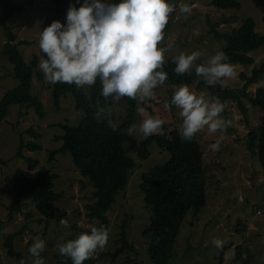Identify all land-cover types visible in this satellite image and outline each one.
Listing matches in <instances>:
<instances>
[{"label":"rangeland","instance_id":"obj_1","mask_svg":"<svg viewBox=\"0 0 264 264\" xmlns=\"http://www.w3.org/2000/svg\"><path fill=\"white\" fill-rule=\"evenodd\" d=\"M14 1L16 3L30 1L20 13L8 19L17 36L15 42L20 40L29 42L18 46L24 59L29 61L34 54H40L37 46L38 33L54 20V6L51 0ZM236 1L240 4L238 9H218L210 0H195L188 4L190 13L181 16L178 9L179 4L183 2L170 0L177 10L169 16L170 30L159 45L167 49L164 53L165 61L180 51L188 53L199 50L201 52V57L197 61L199 63L204 57L222 50L224 42L215 38L211 32V25L219 33H230L249 17L255 22L256 32L264 34V0ZM66 3L78 6L73 0H66ZM61 23H64V18ZM4 41L5 34L0 26V99L7 90L18 84L12 76V66L1 54ZM250 54L254 59L251 65H231L233 75L220 82L223 88L237 91L245 88L250 95L257 87L264 86V74L247 86L239 77L241 72L249 75L252 67L264 61V45ZM36 70L42 74L38 66ZM173 87L175 86L164 83L154 90L152 98L144 102L138 101V109L143 108V112L136 110L133 124L138 125L145 115H150L163 119L169 129L179 126L178 109H173L172 105L165 107ZM188 88L209 97L206 92H199L194 87ZM82 89L86 92L88 86H82ZM31 92L42 103L43 118L37 116L33 107L19 109L16 105H10L7 116L0 121V264L19 262V259L7 256L3 245L5 235L19 232L12 239L13 246L14 250L21 254L25 264H31L32 261L27 252L32 237L39 236L45 243L44 251L40 253L43 264H53L58 255L56 248L58 242L68 236L74 238L78 233L88 231L92 226L98 227L100 224V221L89 219L85 215L86 204L94 201L93 188L80 176L70 156L58 153L51 162L48 161V151L61 145L60 140L55 141L53 138L63 131L59 125L54 124H76L81 118V112L75 109L74 99L69 94L60 97L59 107L56 108L52 99L51 84L46 82L44 77L38 79L35 72ZM242 100L247 108L246 114L241 112L235 102L221 101L224 104L221 115L230 121V126L222 133L209 134L206 130L198 132L205 159L207 163L210 162L209 173L213 175V181L206 189L204 207L196 214L188 212L184 218L169 264H218L219 249L228 246L229 243L232 245L224 252L222 264H264V177L256 156L251 155L245 144L248 131L258 128L261 112L252 107L247 99ZM29 127L39 133L36 141L42 145V149L32 152L23 150V153L38 160L37 168H51L57 173L58 176L53 181V190L62 192L63 195L55 204L67 211V228L50 219L37 221L40 216L30 202L22 207L20 213H14L12 218H8L7 206L13 196L8 192L11 186L4 181V177L18 167H25V162L15 157V152L20 132L25 138H32L26 133ZM131 136L137 142L146 139L139 132H134ZM150 136L154 135L148 137ZM217 141L219 149L211 150L210 144ZM126 147L127 144L124 143V148ZM148 153L144 159H137L136 167L131 170L125 189L116 193L112 208L106 211L109 236L104 250L100 252L113 251L119 246L117 239L121 232L125 233L131 246L119 255L113 264H150L147 253L149 239L142 233L149 224L150 211L143 201L139 186L140 176L153 166L163 164L169 159V154L159 149L154 140L148 145ZM257 209L262 211L261 215H256ZM24 226L25 229L22 230ZM213 238L223 241L219 249L212 245ZM239 244H242V258L247 257V249L252 254L248 263L236 259L233 254L234 246ZM93 256L98 257L99 252ZM103 264H110L109 259H104Z\"/></svg>","mask_w":264,"mask_h":264},{"label":"trees","instance_id":"obj_2","mask_svg":"<svg viewBox=\"0 0 264 264\" xmlns=\"http://www.w3.org/2000/svg\"><path fill=\"white\" fill-rule=\"evenodd\" d=\"M174 1L192 4L195 0ZM73 2L77 4L76 0ZM210 2L218 9H238L240 5L236 0H210ZM51 3L55 12L53 19L62 22L69 4L66 0H51ZM29 4L30 1L16 3L14 0H0V26L5 34L1 54L12 66V76L18 82L17 86L7 90L0 99V121L7 116L10 105H16L19 109L33 107L39 118L44 116L41 101L31 92L34 72L38 79H43L42 74L36 70L40 54H34L29 61H26L18 46L29 42L25 40L15 42L17 36L8 23V19L20 13L24 6ZM170 24L169 18L163 30V38L168 35ZM211 32L215 38L223 40L222 51L231 65H251L254 59L250 53L264 45V34L256 32L255 22L249 17L230 33H219L212 25ZM173 67L174 64L168 58L163 65V70L167 73V80L164 82L166 85L184 84L187 87H194L199 92H206L209 97H217L220 101L235 102L243 114L247 112L242 100L245 98L252 107L261 112L259 126L248 131L245 144L251 155L256 156L264 177V86L257 87L254 93L249 95L245 88L237 91L223 88L221 83L214 86L206 85L191 71L176 74L172 70ZM262 74H264V61L252 67L249 75L241 72L239 77L247 86L256 82ZM100 88L99 80L88 86L86 92L83 91L82 86L77 88L73 84H51L54 106L58 108L60 97L69 94L74 99L75 109L81 112V118L76 124H54L62 128V134L53 138L55 141L60 140L61 145L48 151V161L51 162L58 153L70 156L80 176L93 188L94 201L86 204V217L100 221L99 226L104 225L108 230L106 211L112 208L116 193L125 189L131 170L136 167L137 159L142 160L149 154L148 145L154 140L159 149L169 154V159L141 173L139 186L144 204L150 211L149 224L142 233L149 239L147 253L150 264H169L184 218L188 212L192 211L196 214L204 207L206 189L213 181V175L209 173L210 162L207 163L205 159L200 135L197 133L190 141H182L177 132L179 126L169 129L163 124V135L150 136L137 142L132 136L127 135L126 130L133 124L139 106L138 101L128 97L115 101L111 97L105 99L100 95ZM98 106L110 110L107 117L96 115ZM107 119L118 122L116 131L107 126ZM26 133L32 138L27 139L20 132L15 152V157L25 162V167H18L4 177V181L11 186L8 192L13 196L7 206L8 218H12L14 213H20L22 207L30 202L40 216L37 221L50 219L58 223L61 218L66 219L67 216V211L55 204L63 195L62 192L53 190V181L58 175L51 168H37L38 160L23 153V150L32 152L42 149V145L36 141L39 133L31 127L27 128ZM124 143L127 144V149L124 148ZM257 211L260 214H257ZM257 211L256 215L262 214L260 209ZM237 223L240 225L239 221ZM24 229L25 226L22 230ZM18 233L5 235L3 245L7 256L20 260L21 254L14 250L12 240ZM70 238L72 237L68 236L63 240ZM117 242L120 245L113 251L99 252L98 257L92 256L82 264H103L106 258L109 259L110 264H113L119 255L131 247L124 232H121ZM231 245L232 243H229L228 246L219 249L218 264H222L224 252ZM241 247L242 244L234 246L233 254L236 259L248 263L252 254L247 249V257L242 258ZM53 264H71V262L67 257L58 254Z\"/></svg>","mask_w":264,"mask_h":264},{"label":"clouds","instance_id":"obj_3","mask_svg":"<svg viewBox=\"0 0 264 264\" xmlns=\"http://www.w3.org/2000/svg\"><path fill=\"white\" fill-rule=\"evenodd\" d=\"M78 6L69 3L64 23L52 20L41 28L37 37L39 48L38 69L46 82L55 85L73 84L77 88L92 86L99 80L100 95L114 101L128 97L144 102L154 95V90L167 80L163 70L165 47L160 42L169 16L176 12L170 0H76ZM181 16L190 13L187 3L179 4ZM201 57L199 50L180 51L170 58L173 72H194L206 85L214 86L233 75V68L226 54L217 50ZM178 109L180 124L177 128L182 141H190L195 134L206 130L209 134L223 132L230 121L223 117L224 104L217 97L197 94L184 84L171 89L165 103ZM143 112V108L138 109ZM110 110L97 107L96 115L107 117ZM107 126L116 131L118 122L107 119ZM160 117L145 115L139 124L129 125L126 133L139 132L143 137L163 135ZM219 141L210 144L213 151L219 149ZM63 228L68 221L59 220ZM108 230L104 225L92 226L74 238L57 243L58 254L67 257L71 264H82L95 253L103 251L108 242ZM212 245L219 249L223 241L213 238ZM45 243L39 236L32 237L27 252L31 264H43L40 253ZM18 264H25L22 258Z\"/></svg>","mask_w":264,"mask_h":264},{"label":"built area","instance_id":"obj_4","mask_svg":"<svg viewBox=\"0 0 264 264\" xmlns=\"http://www.w3.org/2000/svg\"><path fill=\"white\" fill-rule=\"evenodd\" d=\"M257 214H260V212H259V211H257Z\"/></svg>","mask_w":264,"mask_h":264},{"label":"water","instance_id":"obj_5","mask_svg":"<svg viewBox=\"0 0 264 264\" xmlns=\"http://www.w3.org/2000/svg\"><path fill=\"white\" fill-rule=\"evenodd\" d=\"M253 173H254V169H253Z\"/></svg>","mask_w":264,"mask_h":264}]
</instances>
